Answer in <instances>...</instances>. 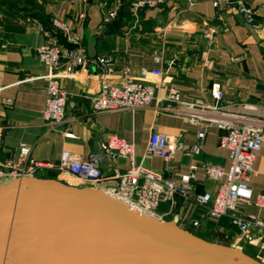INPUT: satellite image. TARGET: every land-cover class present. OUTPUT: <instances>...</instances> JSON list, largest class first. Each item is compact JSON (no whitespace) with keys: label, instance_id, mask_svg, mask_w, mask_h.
<instances>
[{"label":"crops","instance_id":"1","mask_svg":"<svg viewBox=\"0 0 264 264\" xmlns=\"http://www.w3.org/2000/svg\"><path fill=\"white\" fill-rule=\"evenodd\" d=\"M32 1L0 0V159L17 162L22 144L32 148L36 161L47 164H59L64 152L84 161L99 155L105 182L116 187L114 169L125 173L131 163L112 160L102 150L101 143L115 135L134 145L137 165L178 184L194 173L190 194L214 198L220 183L208 177L205 166L220 165L229 170L230 151L220 147L224 132L208 118L264 123V0H241L254 12L257 26L246 25L234 6L224 10L215 5L225 0H163L136 12L133 6L139 0H78L74 4L67 0ZM112 11L117 12V18L105 23ZM29 17L46 24L58 18L83 36L89 66L74 69L72 77L62 80L69 100L65 120L56 126L44 118L49 70L38 49L46 37L28 23ZM98 59L107 64H97ZM143 69H161L164 73V85L157 88L149 107L94 112L92 98L103 85L121 88L127 73L141 82ZM171 88H176L186 102L211 104H219L214 94L221 91L225 100L220 105L227 107L226 114L191 112L180 105L171 112H161L157 99L167 97ZM230 104L234 107L229 108ZM193 115L199 118L196 123L191 121ZM200 125L206 126L207 133L199 154L175 150L173 159L166 163L161 156L147 152L153 131L167 134L174 147L180 143L197 145ZM49 177L58 179L59 173L51 171ZM250 186L255 196L264 195V144ZM158 212L168 214L166 220L205 240L242 249L264 263V251L241 245L239 228L228 216L211 219L206 208L180 196L174 207L164 203ZM239 213L264 221V209L254 204L242 205ZM194 221L201 225L194 227Z\"/></svg>","mask_w":264,"mask_h":264},{"label":"built area","instance_id":"2","mask_svg":"<svg viewBox=\"0 0 264 264\" xmlns=\"http://www.w3.org/2000/svg\"><path fill=\"white\" fill-rule=\"evenodd\" d=\"M74 4L78 0H67ZM86 1V0H82ZM163 0H139L133 10L136 12L144 7H155ZM219 9L228 10L233 6L243 17L245 24L257 26L254 12L243 1L225 0L215 2ZM85 16L82 15L81 18ZM117 18V12L112 11L105 17V23H110ZM30 25L39 29L46 37V42L38 49V55L48 67V100L44 112L45 120L50 125L56 126L65 120V109L69 95L62 85V80L73 76L74 69L89 66L86 58V50L83 46V36L74 33L70 24L58 18H52L49 23L29 17ZM97 64L106 65L107 61L98 59ZM67 68V69H64ZM109 72L112 70L109 69ZM163 71L161 69H143L140 73V81L137 82L128 73L124 75L125 83L120 87L103 85L95 97L92 98V108L95 113H113L123 110L137 111L149 107L156 98L157 88L163 86ZM153 81V82H152ZM214 98L219 104H211L205 101L186 102L182 99L176 88H171L167 97L157 99V108L162 112H171L175 105L184 106L188 111L196 112L214 110L225 116V109L220 105L225 100L223 92L218 91ZM233 108V105H229ZM197 115L190 116L196 123ZM207 121L217 125L223 134L220 138V147L230 151V168L225 170L223 166L208 164L205 170L210 179L220 183L219 191L213 198L209 194L191 195L192 182L195 174L185 176L183 184L167 179L162 173L155 172L136 164L135 147L133 144L112 135L101 143V148L112 160H127L131 163L130 169L121 173L114 169L113 179L118 180L116 187H109L107 193L142 214L164 221L168 214H160L158 208L161 204H176L177 196L196 205L206 208L211 219L218 220L222 217H230L240 231L239 241L241 245H250L264 251V221L256 216L244 217L239 213L242 205L254 204L264 209V195L255 196L250 181L254 172V165L258 153L264 144V123L262 121H225L223 118ZM198 132L199 142L193 147L182 143L174 147L167 134L153 131L150 136L147 152L161 156L166 163L173 159L175 150L199 154L206 138L207 128L200 125ZM3 141V130L0 129V150ZM20 157L17 162L0 159V177L2 178H49V172L57 171V180L76 187L99 188L106 178L102 172L100 163L102 157L97 155L92 161H84L64 152L59 164H47L36 161L32 157V148L22 144L19 148ZM67 177V178H66ZM200 221H194L193 226L199 227ZM182 227V225H180Z\"/></svg>","mask_w":264,"mask_h":264},{"label":"water","instance_id":"3","mask_svg":"<svg viewBox=\"0 0 264 264\" xmlns=\"http://www.w3.org/2000/svg\"><path fill=\"white\" fill-rule=\"evenodd\" d=\"M99 188L0 177V264H264Z\"/></svg>","mask_w":264,"mask_h":264},{"label":"rangeland","instance_id":"4","mask_svg":"<svg viewBox=\"0 0 264 264\" xmlns=\"http://www.w3.org/2000/svg\"><path fill=\"white\" fill-rule=\"evenodd\" d=\"M32 1V0H31ZM32 3H33V1H32ZM34 3H36V0H34ZM38 3V2H37Z\"/></svg>","mask_w":264,"mask_h":264}]
</instances>
